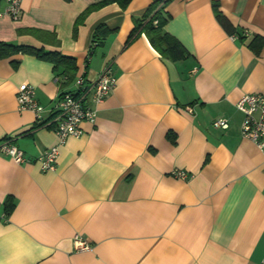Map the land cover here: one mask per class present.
<instances>
[{
	"label": "crops",
	"instance_id": "0c3cea01",
	"mask_svg": "<svg viewBox=\"0 0 264 264\" xmlns=\"http://www.w3.org/2000/svg\"><path fill=\"white\" fill-rule=\"evenodd\" d=\"M96 1L22 0L17 18L0 16V41L75 64L68 79L33 53L0 58V140L10 136L25 156L0 153V264H264V155L241 134L235 106L264 93V0H170L164 28L188 52L178 60L163 58L143 31L132 34L154 0L106 4L74 31ZM101 23L110 33L90 52ZM105 66L116 81L100 102L89 97L94 122H82L54 169L42 170L36 158L57 138L53 125L18 109V85L30 83L49 106L76 76L94 80ZM218 118L228 127H214ZM75 237L89 246L76 248Z\"/></svg>",
	"mask_w": 264,
	"mask_h": 264
},
{
	"label": "built area",
	"instance_id": "2783aa9c",
	"mask_svg": "<svg viewBox=\"0 0 264 264\" xmlns=\"http://www.w3.org/2000/svg\"><path fill=\"white\" fill-rule=\"evenodd\" d=\"M21 2L22 0H0V16L17 18L22 12ZM115 81L111 66H105L94 80H88L80 74L74 79V88L60 91L49 106L37 101L34 87L30 83L22 82L18 85L16 93L18 109L31 110L39 126L53 125V132L57 138L54 144L45 148L36 158L42 170L54 169L59 146L67 137L81 135L82 122H94L96 109L88 104L89 97L94 102H100L114 87ZM235 106L243 113L241 134L252 140L264 155V93H245L236 101ZM44 113L46 117H43ZM212 124L214 127H228L227 121L222 118L215 119ZM0 153L7 154L17 163L25 160L23 150L11 141L10 136L0 140ZM173 174L182 179L189 177L184 170H175ZM74 240L78 249L89 246L82 238L75 237Z\"/></svg>",
	"mask_w": 264,
	"mask_h": 264
},
{
	"label": "trees",
	"instance_id": "16d2710c",
	"mask_svg": "<svg viewBox=\"0 0 264 264\" xmlns=\"http://www.w3.org/2000/svg\"><path fill=\"white\" fill-rule=\"evenodd\" d=\"M130 0H97L88 5L76 18L74 28L80 23L84 16L90 11L102 7L106 4L116 2L119 6L125 7ZM170 0H154L149 3L146 10L139 17L134 18V28L132 34L138 31H143L150 44L160 53L163 58L170 60H178L185 58L188 52L184 46L172 34L165 30L164 26L170 18V14L165 10V6ZM215 6V15L218 22L229 33H235V26L229 19ZM110 33V29L105 24H98L92 32V40L90 45V52L95 46L102 45L105 38ZM96 43V44H94ZM33 53L38 57L46 58L54 63V68L63 67L66 78L72 79L75 73V64L73 58L63 55L57 51H45L43 49L34 48L28 45H17L4 41H0V58L10 56L14 53ZM172 137V134H169ZM4 210L9 212L13 206L14 201L11 195L6 196L4 200Z\"/></svg>",
	"mask_w": 264,
	"mask_h": 264
}]
</instances>
